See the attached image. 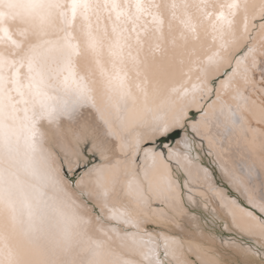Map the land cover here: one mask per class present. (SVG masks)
<instances>
[{"label": "snow or ice", "instance_id": "snow-or-ice-1", "mask_svg": "<svg viewBox=\"0 0 264 264\" xmlns=\"http://www.w3.org/2000/svg\"><path fill=\"white\" fill-rule=\"evenodd\" d=\"M0 264H264V0H0Z\"/></svg>", "mask_w": 264, "mask_h": 264}]
</instances>
